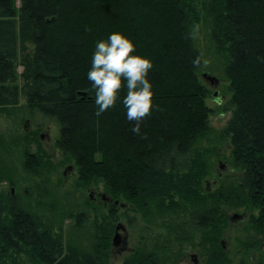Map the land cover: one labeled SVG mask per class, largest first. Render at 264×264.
Here are the masks:
<instances>
[{
    "label": "trees",
    "instance_id": "obj_1",
    "mask_svg": "<svg viewBox=\"0 0 264 264\" xmlns=\"http://www.w3.org/2000/svg\"><path fill=\"white\" fill-rule=\"evenodd\" d=\"M16 2L0 0V110L20 107L24 98L29 109L55 119L57 145L77 167L76 186L103 184L113 201L98 225L101 235L84 249L65 242L49 214L61 223L76 218L81 227L87 213L0 190V264H109L112 221L120 207L142 215L175 214L202 229L210 244L206 264H228L221 237L230 209L248 211L249 225L264 238V0H208L201 8L195 0ZM202 15L210 19L211 40L225 57L230 99L224 111L231 117L223 133L230 138L235 171L209 191L213 149L200 144L212 132L206 101L211 91L201 78L203 68L193 67L202 52L188 35ZM113 32L132 41L133 54L153 63V108L141 122L142 135L132 133L134 122L126 118V88L114 107L96 115L88 72L96 42ZM25 153L29 172L48 169L47 154ZM3 173L0 168V183L13 185ZM165 246L135 250L122 264H168L172 254H161Z\"/></svg>",
    "mask_w": 264,
    "mask_h": 264
},
{
    "label": "rangeland",
    "instance_id": "obj_2",
    "mask_svg": "<svg viewBox=\"0 0 264 264\" xmlns=\"http://www.w3.org/2000/svg\"><path fill=\"white\" fill-rule=\"evenodd\" d=\"M195 1L198 3V8H201L203 2H208V0ZM16 5L17 7L20 6V0H17ZM198 24L200 25V33L196 42L204 58L210 61L208 67L203 68L202 73L207 72L216 76L220 81L217 87L218 95L214 96L216 89L201 76L211 91L206 101L212 110L210 115L212 132L200 145L213 149L211 155L213 172L206 180L209 181L210 189H216L221 179L229 180L235 172L231 164L230 138L223 133V129L231 117L230 111H224V107L230 99L229 81L224 75L225 57L216 51L210 37V19L205 20L202 15ZM21 69L19 67V71ZM217 97L223 99L222 106L216 105ZM19 105L20 107L8 111L0 110V168L4 171L5 176H10L15 181L12 185L8 180H3L0 183V190L8 191L11 189L18 200H29L28 196L30 195V197L32 196L31 200H34L35 197L39 198L43 202L42 205L54 203L55 206L65 205L67 210L74 209L76 214L78 212L87 213L88 220L81 227L76 226V218L65 217L61 223L57 221L58 215L49 214V216H53L56 225L61 226L65 242H71L84 249H89L91 244L96 242L95 237L101 235L98 225L102 224L104 217L108 215L109 202L107 203L102 198L106 194L104 186L99 184L87 189L78 188L76 186L77 167L73 161H66L63 151L57 145L60 138V128L56 120L29 109L24 98H21ZM27 149L32 153L47 154L45 162L48 161L46 163L48 169H44L41 175L26 169L25 152ZM51 162L53 167L49 166ZM218 172L221 173V177L217 182L215 180ZM89 197L92 203H87ZM42 211L46 213L45 205L44 209L42 207ZM235 211L230 209L227 212L228 216H231ZM238 211L241 212V210ZM117 212L116 219L113 218L112 221L109 264H122L133 253L129 252L127 248L121 250V246L118 248L112 246L116 228L120 224L124 226V229L119 228L118 232L122 238L126 237L127 246L132 247L134 251L148 252L166 245L160 251L161 254L162 252H171V257L169 255L166 258L168 264H194V261L189 259L187 254L197 248L201 251L199 264L206 261L208 254L206 246L209 249V242L205 245L206 249L197 245L199 241H201L200 244L205 241V236L202 234L205 231L187 224L177 215L154 213L142 215L130 207H120ZM176 217L178 220H175ZM247 218L236 221L228 220L224 229L221 240H224L228 256L226 263L228 264H256L259 262L264 264V238L249 225ZM107 220L109 221L110 218ZM179 240L192 243V247H194L190 248L189 244L184 245L178 256L176 253ZM158 244L160 245L157 246ZM250 245L251 249L248 247Z\"/></svg>",
    "mask_w": 264,
    "mask_h": 264
},
{
    "label": "clouds",
    "instance_id": "obj_3",
    "mask_svg": "<svg viewBox=\"0 0 264 264\" xmlns=\"http://www.w3.org/2000/svg\"><path fill=\"white\" fill-rule=\"evenodd\" d=\"M199 33L198 23L189 27L188 35L192 40H196ZM134 52L135 45L119 32L111 33L107 40L97 41L88 80L92 82L95 90L97 116L114 107L120 98L121 89L126 88L122 100L126 118L129 122H134L132 133L142 135L141 122L151 115L153 108L152 84L148 78L153 63L149 58L133 54ZM209 63L203 53L192 61L194 68L206 69ZM215 103L222 106L224 101L217 97Z\"/></svg>",
    "mask_w": 264,
    "mask_h": 264
},
{
    "label": "flooded vegetation",
    "instance_id": "obj_4",
    "mask_svg": "<svg viewBox=\"0 0 264 264\" xmlns=\"http://www.w3.org/2000/svg\"><path fill=\"white\" fill-rule=\"evenodd\" d=\"M218 175H217V177H216V180L215 181H217L218 182V180H219V178L221 177V173L220 172H218L217 173ZM207 182H206V189L209 191L210 190V186H209V181L208 180H206ZM106 195V194H105ZM107 196V195H106ZM108 197V196H107ZM109 201H107V203H108ZM238 210H241V212H239ZM238 210H236L235 211V213H233L231 216H228V220H233V221H236V220H244L245 219V217H248L247 219L249 220V218H250V216H249V212L248 211H244L242 208H240V209H238ZM243 210V211H242ZM236 215H238V216H236ZM240 216V217H239ZM175 220H178V217H176L175 218ZM122 225V224H121ZM122 229H124V226L122 225ZM204 236H205V234H204ZM204 242H203V244H200L201 243V241H199L198 242V244L197 245H201L202 247H204L205 248V245L206 244H208V239H207V235L205 236V238H204ZM127 240H126V237H123L122 238V236H121V239H120V243L118 244V245H116V246H114L113 244H112V246H114L115 248H118V247H120L121 246V250H123L124 248H127L128 249V251L129 252H134V249L131 247H129V246H127ZM182 243H183V246L184 245H186V244H189V246H190V248H193L192 247V243H188V242H186V241H183L182 240ZM179 244V243H178ZM221 245H222V247H223V249H224V251L226 252V247H225V244H224V240L222 239L221 240ZM179 247V245L177 246V248ZM207 247V249H208V246H206ZM176 248V249H177ZM184 248V247H183ZM206 249V248H205ZM206 249V251H208ZM143 252H145V251H143ZM142 252V253H143ZM201 255V251L199 250V249H197V248H194V251L192 252H189L188 254H187V257L189 258V259H192L193 261H194V264H199V256ZM186 257V258H187ZM186 260H188V259H186ZM203 264H206V262L204 261V263Z\"/></svg>",
    "mask_w": 264,
    "mask_h": 264
},
{
    "label": "water",
    "instance_id": "obj_5",
    "mask_svg": "<svg viewBox=\"0 0 264 264\" xmlns=\"http://www.w3.org/2000/svg\"><path fill=\"white\" fill-rule=\"evenodd\" d=\"M202 77L207 81L209 82L216 90L214 92V96H217L218 95V90H217V87L219 85V79L216 77V76H213L207 72H204L202 73ZM79 94L81 95H85V92L84 91H80ZM222 167H224V165L222 163H220ZM102 198L106 201H109V202H112V198L110 197H107L105 194L102 196ZM116 204H120L119 201H115ZM238 216V215H236ZM240 217V216H239ZM119 228H122V225L120 224L117 228H116V233H115V236L113 237V240H112V244L114 246L118 245L120 243V239H121V234L118 232Z\"/></svg>",
    "mask_w": 264,
    "mask_h": 264
}]
</instances>
